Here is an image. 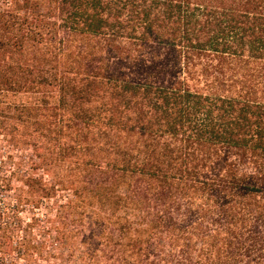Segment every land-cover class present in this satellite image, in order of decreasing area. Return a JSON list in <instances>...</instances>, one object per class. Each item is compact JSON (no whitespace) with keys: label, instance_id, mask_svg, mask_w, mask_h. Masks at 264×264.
Returning <instances> with one entry per match:
<instances>
[{"label":"trees","instance_id":"trees-1","mask_svg":"<svg viewBox=\"0 0 264 264\" xmlns=\"http://www.w3.org/2000/svg\"><path fill=\"white\" fill-rule=\"evenodd\" d=\"M0 139L92 261L264 264V0H0Z\"/></svg>","mask_w":264,"mask_h":264},{"label":"rangeland","instance_id":"rangeland-1","mask_svg":"<svg viewBox=\"0 0 264 264\" xmlns=\"http://www.w3.org/2000/svg\"><path fill=\"white\" fill-rule=\"evenodd\" d=\"M0 145V264H105L84 255L81 236L72 250L63 247L55 228V212L50 210L53 202L34 208L26 202L28 194L21 195L19 179L28 174L30 153L13 151L1 139ZM6 180L11 182L10 188H6ZM61 195L59 202L63 203L69 196ZM20 196L23 204L18 202Z\"/></svg>","mask_w":264,"mask_h":264}]
</instances>
